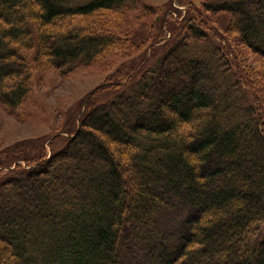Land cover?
<instances>
[{"label": "trees", "instance_id": "1", "mask_svg": "<svg viewBox=\"0 0 264 264\" xmlns=\"http://www.w3.org/2000/svg\"><path fill=\"white\" fill-rule=\"evenodd\" d=\"M127 3L0 0V101L27 98L25 51L72 71L115 44L57 22ZM206 6L264 57V0ZM188 31L145 71L97 87L120 92L91 97L64 149L0 178V264H264V84L221 44L200 45L204 26Z\"/></svg>", "mask_w": 264, "mask_h": 264}, {"label": "rangeland", "instance_id": "2", "mask_svg": "<svg viewBox=\"0 0 264 264\" xmlns=\"http://www.w3.org/2000/svg\"><path fill=\"white\" fill-rule=\"evenodd\" d=\"M230 1L234 0H128L121 10H102L57 22L54 31L111 35L115 44L93 63L72 71L36 57L35 48L25 51L30 73L27 98L14 108L0 101V178L64 149L79 128L91 97L93 105L105 104L120 92L114 89L91 96L97 87L122 81L125 74L139 71L144 63L145 71L184 38L189 25L212 32L211 41L203 39L200 45L221 44L247 81L264 84V57L242 41L234 16L209 11L206 6ZM135 78L128 81L127 90ZM241 96L254 103L252 94Z\"/></svg>", "mask_w": 264, "mask_h": 264}, {"label": "water", "instance_id": "3", "mask_svg": "<svg viewBox=\"0 0 264 264\" xmlns=\"http://www.w3.org/2000/svg\"><path fill=\"white\" fill-rule=\"evenodd\" d=\"M94 92V91H93Z\"/></svg>", "mask_w": 264, "mask_h": 264}]
</instances>
